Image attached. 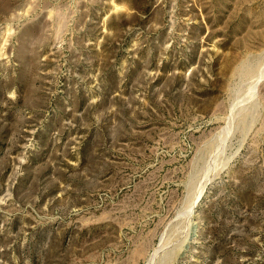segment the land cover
<instances>
[{
	"label": "rangeland",
	"instance_id": "rangeland-1",
	"mask_svg": "<svg viewBox=\"0 0 264 264\" xmlns=\"http://www.w3.org/2000/svg\"><path fill=\"white\" fill-rule=\"evenodd\" d=\"M0 264H264V0H0Z\"/></svg>",
	"mask_w": 264,
	"mask_h": 264
}]
</instances>
